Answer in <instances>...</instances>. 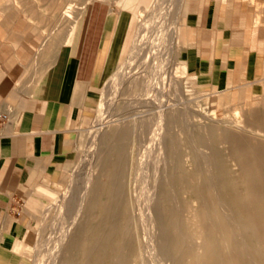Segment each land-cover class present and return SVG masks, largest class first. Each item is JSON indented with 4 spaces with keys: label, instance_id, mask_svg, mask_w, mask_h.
I'll list each match as a JSON object with an SVG mask.
<instances>
[{
    "label": "bare ground",
    "instance_id": "1",
    "mask_svg": "<svg viewBox=\"0 0 264 264\" xmlns=\"http://www.w3.org/2000/svg\"><path fill=\"white\" fill-rule=\"evenodd\" d=\"M122 2L118 1V5ZM184 2L155 0L146 15L140 14L133 34L130 28L127 43L130 39L131 43L126 45L125 62L113 71L106 84L107 96L112 97H102L98 102L96 120L86 133L88 146L83 150V162H88L93 170L87 174L84 171L82 193L77 200H68L62 212L66 211L67 225L59 230L57 241L47 249L42 264H58V259L66 254L69 260L62 264H142L144 258L155 264H197L200 260L202 264H256L245 241L241 238L236 242L239 227L233 206L223 200L214 184L215 177L228 182L222 168L205 160L212 189L211 196L205 198L198 179L193 182L173 159L174 146L167 141L168 112L175 120L180 109L168 108L169 91L187 74L185 63L179 62L183 47L179 48L182 44L177 37ZM133 62L140 71H134ZM136 83H147V93L153 99L134 102L138 99L134 94L133 101L118 100L124 106L149 104L153 117H140V112L132 120L125 116L115 119L112 114L107 117L114 120L105 119L115 97L124 96L130 89H143ZM112 121L119 124H106ZM243 128L252 136L264 137V130ZM212 130L231 169L230 182L241 197L245 224L257 236L264 255V143L238 135L227 140V136ZM137 138L142 150H138V163L134 166L133 152L127 154L126 146L129 139L136 142ZM186 218L193 222V228L185 224Z\"/></svg>",
    "mask_w": 264,
    "mask_h": 264
},
{
    "label": "crops",
    "instance_id": "2",
    "mask_svg": "<svg viewBox=\"0 0 264 264\" xmlns=\"http://www.w3.org/2000/svg\"><path fill=\"white\" fill-rule=\"evenodd\" d=\"M137 1L117 9L106 0H0V264H20L37 224L33 209L63 184L71 124L94 114L98 89L122 60ZM184 3L186 39L210 87L259 73L264 28L254 25L248 0Z\"/></svg>",
    "mask_w": 264,
    "mask_h": 264
},
{
    "label": "rangeland",
    "instance_id": "3",
    "mask_svg": "<svg viewBox=\"0 0 264 264\" xmlns=\"http://www.w3.org/2000/svg\"><path fill=\"white\" fill-rule=\"evenodd\" d=\"M106 1H114V6L117 9H119L122 6V4L118 5V1L120 0H106ZM124 1L125 0H123L122 2L123 4ZM154 1L155 0H138L137 2L133 3V9H132L133 11H130L132 18L130 28L132 27L131 28L132 34L134 31L137 30L136 28L138 25L137 23H139V19H140L139 16H141L142 14L146 15L147 12H149L148 10H150L152 5L154 4ZM252 1L253 0H248L250 9L255 11L254 25L257 27L264 28V0H254L253 3ZM184 11H185V3L182 6V11L179 17L181 19L179 20V26L177 32V37L179 39V42L180 44H182L179 45V48L183 47L182 48L183 51L179 54L178 58H179V62H181L182 64L185 61L192 64V74L188 72V69L186 67L187 69L186 76L180 78L179 79L180 83L176 86V88L169 91L171 98V105H169L168 108L170 109L180 108L179 109L180 114L176 113L177 118L175 120H172L170 118V112H168L167 116H169L170 120H168L166 124L167 141L171 142L174 146L173 159L174 160L176 159L177 163L182 167H184V169L190 174L193 182H195V180L198 179V186L202 189L205 198L210 197L212 193L211 181L207 174L206 163H204L205 160H208L209 162H213V164H216L222 168L223 175L226 178V181L228 180V182H226L225 184L222 182L221 178L217 179L215 177L214 184L217 185V189L221 194L223 200L233 206L232 211L235 219L238 222V227H239L237 228L238 234L236 236V242H239L242 238L250 248L249 252L253 261L256 264H264V255L261 252L259 240L257 236L253 233V231L250 228H247L245 224V219L243 218L244 213L242 210L243 203H241V197L235 191V185H233L232 183L233 181L230 182L231 177L229 176V173L231 169L227 162V158L224 156V153L221 151L215 139V135L212 130L214 128L215 131L224 134V136H227V140L232 135H238L242 137H248L252 141H256L255 139H257L258 141L256 142L263 141L262 143H264V137L252 136L251 134L246 133L244 131L245 129L243 128V126H246L247 128L251 127L254 129L264 130V88H263L264 62L262 61L263 59L261 57L258 58L257 59L258 67H256L255 69L259 70V73L248 75L246 80L241 81L236 86L224 90L210 87L208 85L209 84L208 75L204 73H200L199 57L195 56L196 55L195 52H193V50L189 48L190 43L186 39L189 35V29L188 27L185 26L186 21L184 17L185 16ZM130 43H131V39L127 43V47L130 46ZM260 46H263L262 43L260 44ZM259 52L263 53L264 51L259 50ZM126 55H127V51L124 52L122 60L119 62V64L117 65L118 67H116L114 71H117L119 67L123 65V63L125 62ZM133 63L134 64H132V67H134V71L135 69L136 71H140V69L136 67L137 63L136 62ZM111 74L104 80L103 84L98 89L99 103L102 97L103 98L112 97V95L107 96L108 92L106 90V84ZM258 80L260 83H258ZM136 84L139 86V88L141 87L143 89H138L137 86H135L137 87V89L136 88L130 89L128 92L123 89L124 92H127L124 94L125 97L121 95L119 97L118 96L115 97L114 99L115 103L113 102L112 104L113 106H111L109 113L106 112V114L108 115L104 114L105 119L108 118L107 116L112 114L114 115L113 118L115 119H119L125 116V119L132 120V118H135L137 115H140L139 114L140 112H141L140 117H144L148 119L153 117L152 116L153 112L149 110L150 109L149 104L147 105L134 104V105L124 106L120 103V101L122 100H118V99H123L126 101H131L132 99L133 101V99H135L136 97L138 99L134 100V102L136 101L148 102L150 101V99H153L151 94H149V92L147 93L148 91L147 83L144 84L136 83ZM135 90L136 91L140 90V91L135 92ZM144 98H147L148 100L147 99L145 100ZM164 100L166 99L164 98ZM119 104H121L122 106H120ZM241 104L244 107H242ZM96 106L92 117L81 119L71 124L72 130L75 132L74 149L72 151L71 158L66 166V174H65L64 182L60 186L56 187L54 193L46 202L33 209V213L36 214L37 224L32 234L31 240L30 242H28L26 249L24 250L20 264H36L37 262H38L37 264L40 263L42 264L43 260L46 259L47 251H48L47 249L51 248L53 244L57 241V235L59 230L61 229V227L67 225L66 222L68 217L66 216V211L64 212V214L62 212L66 204L68 203V200L71 197L77 200L79 194L82 193L81 188L84 183V178H85L84 176L88 172H91L93 170L92 169L90 171L89 167L91 166H89L90 164L88 162L86 161L83 162V155H84V151L86 150L85 148H87L88 146L87 144L88 139L86 133L88 130H90L93 127L94 121L96 120L97 117ZM133 106L135 107L137 106V107L135 108ZM143 106H147V107H143ZM183 106L186 107H184V109H181ZM250 107H252L253 109ZM111 109L113 111H111ZM115 109H117V111H115ZM256 109L258 110V112ZM118 112H120L121 115L123 116H121L120 113ZM216 116L217 118H215ZM113 118L111 119L108 118V119L114 120ZM239 118H241L242 120H240ZM236 119L238 121H236ZM90 120L92 121L88 126H81L86 121H90ZM256 121L259 122L257 123ZM235 122H237L236 124L239 125L238 126L235 125ZM106 124L109 125L111 124L114 126V125H118L119 122L112 121ZM137 141L134 142L133 139H129L126 146L127 154L131 151L133 152V163H135L134 166H137L138 163L136 162L138 161L136 159L139 156L138 150H142L141 146H137L139 145L138 144L139 141L138 142ZM89 149H95V146L92 147L90 146ZM86 163L87 165L88 164L89 165L86 166ZM83 166L85 167L83 168ZM84 171L86 172V174ZM79 189L81 190L79 191ZM136 190H137L136 195L138 196V184L136 186ZM62 199L64 200L66 199V200L64 201ZM183 199L185 200V196ZM186 223L190 224L192 228L194 227V225L192 226L191 224L193 222L189 218L188 219L186 218L185 224ZM255 244L258 246L256 247ZM66 255L61 256L58 259V264L59 263L62 264L63 262L69 260L66 257ZM146 260L147 258H144L142 264H155L152 260H148V261ZM165 263L171 264L170 261H166ZM197 264H202L201 260L198 261Z\"/></svg>",
    "mask_w": 264,
    "mask_h": 264
},
{
    "label": "built area",
    "instance_id": "4",
    "mask_svg": "<svg viewBox=\"0 0 264 264\" xmlns=\"http://www.w3.org/2000/svg\"><path fill=\"white\" fill-rule=\"evenodd\" d=\"M5 121V116L4 115H0V122Z\"/></svg>",
    "mask_w": 264,
    "mask_h": 264
}]
</instances>
